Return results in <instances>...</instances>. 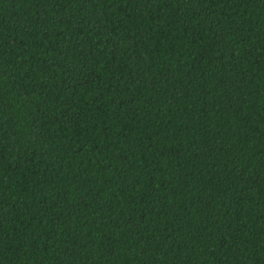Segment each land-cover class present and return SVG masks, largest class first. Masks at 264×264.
<instances>
[{
	"label": "trees",
	"instance_id": "obj_1",
	"mask_svg": "<svg viewBox=\"0 0 264 264\" xmlns=\"http://www.w3.org/2000/svg\"><path fill=\"white\" fill-rule=\"evenodd\" d=\"M0 264H264V0H0Z\"/></svg>",
	"mask_w": 264,
	"mask_h": 264
}]
</instances>
